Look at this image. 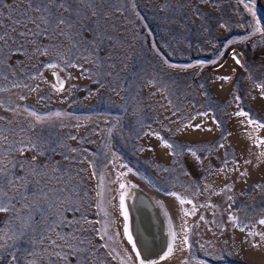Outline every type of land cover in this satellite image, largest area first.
Segmentation results:
<instances>
[{"label":"rangeland","instance_id":"374dc122","mask_svg":"<svg viewBox=\"0 0 264 264\" xmlns=\"http://www.w3.org/2000/svg\"><path fill=\"white\" fill-rule=\"evenodd\" d=\"M5 3L14 10L4 9L0 31L20 30L12 21L27 0ZM73 7L82 18L75 42L57 33L36 38L41 52L33 44L25 45L26 55L5 47L7 79L0 76L3 144L29 149L6 162L35 157L48 173L34 178L35 187L65 189L50 197L64 201L56 204V218L73 221L49 231L35 259L139 264L120 207L121 194L137 188L164 205L175 234L173 252L155 264H264V235H258L264 234V127L235 115L244 110L264 124V95L255 86L264 82V0H95ZM57 77L63 91L53 87ZM15 215L0 213V243H13L7 237L19 220L6 221ZM56 233L79 251L72 253ZM28 247H9L0 264H9V251L26 257ZM54 252L71 254L64 261Z\"/></svg>","mask_w":264,"mask_h":264},{"label":"snow or ice","instance_id":"6c2138e0","mask_svg":"<svg viewBox=\"0 0 264 264\" xmlns=\"http://www.w3.org/2000/svg\"><path fill=\"white\" fill-rule=\"evenodd\" d=\"M241 3H244L245 0H240ZM86 3L88 7H92L95 3V0H27V6L25 10H21L19 18L12 21L13 25H18L13 27L10 30L0 31V76H3L4 79H7L6 75H3L5 72V61L7 59L5 55V47H9L11 54H24L25 45L33 44L36 45L35 50L41 52L42 49L37 44L36 38L45 37L47 39H52L54 36L58 35L76 41V37L79 36L80 30L78 25L82 22L81 10L79 7H73L74 4H84ZM9 9L10 11L14 10V5L6 4L5 0H0V27L6 26L3 24L4 19V9ZM247 10L252 12L255 15L253 8L248 7ZM32 13L33 15H30ZM67 13V15H65ZM92 15H97L95 11L92 12ZM11 18V16L9 17ZM259 23V21H257ZM30 25L34 26L30 27ZM10 33H15V37ZM22 38V39H21ZM94 44L93 42H90ZM15 45V48L11 46ZM88 51V49H85ZM92 53L95 54L97 48L94 47ZM46 54V52L44 53ZM63 60V57H61ZM233 59L236 64H241L238 54L233 53ZM69 66H75L69 64ZM242 66V65H241ZM50 68H56L58 65L56 63H50L48 65ZM55 75V74H54ZM220 79L227 80L229 77H220ZM18 86V85H14ZM26 86V85H25ZM257 88L262 89V95H264V82L258 83L255 85ZM57 91L64 90V81L57 77V84L53 85ZM36 89H33L35 91ZM23 99V97H21ZM237 100L240 98L237 96ZM37 123H45L46 120L44 117L40 116L36 112H31ZM200 115L207 116L208 113H201ZM238 117H248L249 124H255L259 127H264V124H261L259 121L252 119L249 112L244 110L237 111L235 113ZM2 119V117H0ZM34 128L35 125H32ZM196 128H199L200 125H196ZM211 129H209L210 131ZM7 130L0 128V213H15L16 215L13 218H9L6 223H12L13 219L19 220V225L17 231L8 236L7 239L13 241L11 245L7 244V240H4L3 243H0V259H4V251L9 247L12 249H19L22 244L26 243L29 247L26 249L27 256L33 257L32 259H27L26 257H21L17 255L16 251H9L8 255L11 256L9 264H14L17 260H23V264H39V261L35 259L37 256L36 245L41 243L44 239H50L47 235L49 231H54L56 227H63L65 225H71L73 221H68L66 219L60 218L57 219L58 209L56 204H63L64 201L60 199L59 195H55L54 198L50 197V193L63 192L65 189H50L49 192H45L43 188H36L35 186L39 184L38 180L34 178L37 176H47L48 173L42 171L45 167L43 165H36L35 157L31 161H16V160H5L13 152L23 153L25 150H29L28 146L17 148L12 144H8L7 147L3 144V141L8 140V136L5 134ZM75 139V137H72ZM46 143V142H45ZM259 143H264V140H260ZM31 149H36L38 154L40 153L39 145L31 143L29 141ZM165 146L172 148L173 145L165 141ZM219 147L223 148L224 145L221 144ZM75 151V150H73ZM189 151H191L189 149ZM193 155L195 153L193 152ZM260 155L264 156V153ZM67 158V157H65ZM251 161H245V164H249ZM17 169L23 170L26 175L20 176L17 174ZM233 170H239V164L237 162L236 168ZM51 171H58V169H52ZM223 171V169H221ZM95 175V173H93ZM241 176L247 175L246 172H241ZM31 176L33 179H29ZM32 185V187H29ZM125 186L122 184L121 188ZM256 187H260L258 184ZM9 193H12L11 195ZM175 195V194H173ZM231 200L232 197L230 196ZM44 201V203H41ZM184 200H181V203H184ZM190 203V201H188ZM17 204L21 205L20 208H17ZM120 207L122 209V214L125 221L129 219V211L125 204V195L122 193L120 196ZM26 210V212H25ZM20 213H25L20 215ZM52 217L51 219L49 217ZM235 220L236 218L233 217ZM78 223V221H76ZM261 225H264V219L259 221ZM125 232L127 233L128 240L132 244L133 249H136V242L133 239L132 233L128 230V226L125 225ZM58 239L63 241L64 244L72 250V253L79 251L69 240V236L61 233H56ZM264 235V234H258ZM72 239H75L74 233L71 234ZM103 238V237H102ZM0 239H4L0 237ZM173 240H175V234H173ZM187 243V238H185ZM51 243L60 247L57 244L56 240H52ZM189 247L191 245L189 244ZM173 252V247L169 246L167 248V254ZM53 255L57 256L59 259L64 261L68 260V256L71 253H61L54 252ZM140 251H136V256L140 257ZM163 258V257H162ZM139 264H146L145 259H139ZM147 264H155L153 261H148Z\"/></svg>","mask_w":264,"mask_h":264},{"label":"bare ground","instance_id":"6f19581e","mask_svg":"<svg viewBox=\"0 0 264 264\" xmlns=\"http://www.w3.org/2000/svg\"><path fill=\"white\" fill-rule=\"evenodd\" d=\"M145 191L131 189L126 192L125 204L129 211L126 222L128 230L136 242V251H140L139 259L157 263L167 253L172 239L170 223L164 205L147 192L150 198L140 199L137 193ZM163 259V258H162Z\"/></svg>","mask_w":264,"mask_h":264},{"label":"water","instance_id":"95a60500","mask_svg":"<svg viewBox=\"0 0 264 264\" xmlns=\"http://www.w3.org/2000/svg\"><path fill=\"white\" fill-rule=\"evenodd\" d=\"M138 195V197L141 199H144V200H147V199H149L150 197L145 193V192H143V193H137ZM138 258V257H137ZM138 260H139V258H138ZM148 262V261H147ZM147 262H146V264H147ZM153 262H155V261H153ZM160 262V261H159Z\"/></svg>","mask_w":264,"mask_h":264}]
</instances>
